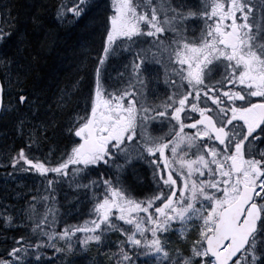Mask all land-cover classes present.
<instances>
[{"label": "snow or ice", "instance_id": "1", "mask_svg": "<svg viewBox=\"0 0 264 264\" xmlns=\"http://www.w3.org/2000/svg\"><path fill=\"white\" fill-rule=\"evenodd\" d=\"M92 7L89 0L0 3V119L27 140L0 161L43 185L18 182L24 191H11L19 206L0 199V229L11 241L0 264H45L46 257L70 264L93 247V264L102 256L107 264H264V27L253 23L252 0H204L195 9L186 0H110L99 20L101 46L83 49L94 55L49 96L41 66L59 30L79 25ZM128 53L125 72L107 83L109 59ZM157 54L170 89L160 102L148 97L149 59ZM164 123L159 135L147 131ZM58 133L71 147L54 158L49 146L41 156ZM140 162L152 190L137 196L127 177L131 170L145 180ZM65 184L83 191L90 207L85 219L56 231ZM10 228L27 234L10 237ZM113 233L120 238L109 239Z\"/></svg>", "mask_w": 264, "mask_h": 264}, {"label": "rangeland", "instance_id": "2", "mask_svg": "<svg viewBox=\"0 0 264 264\" xmlns=\"http://www.w3.org/2000/svg\"><path fill=\"white\" fill-rule=\"evenodd\" d=\"M91 1H92L90 2L92 3L91 5L98 7L94 9V17L96 19L95 25L97 26V24H99V20L101 19L103 15L101 11L104 6L103 3L108 0H91ZM7 2L8 0H0V3L5 4V6ZM15 2L17 4L23 5L25 0H15ZM49 2H51V0H49ZM252 3L256 6V9L260 12L261 6L264 5V0H252ZM259 15H262L261 12ZM91 17H92V14H91V9H90L88 16H86L84 20L80 22L79 25H76L75 27L69 26L67 28H64V32H63V28L61 29L64 34L75 32L73 39L69 43L64 44V39L62 38L63 41L61 42V49L64 48L66 50L65 56H63L64 59L61 57L62 62H64L63 63L64 66L69 65L70 64L69 62L71 61H73V63L76 61V64L74 66L77 69L78 62L83 59L84 55H87V52H83V49L91 48L90 42L88 40V37L90 38L89 36L90 23H88L87 27H85L86 22L89 21ZM48 18L49 20H51L52 16L48 14ZM258 24L264 27V23L259 22ZM61 34L59 36L60 38L62 37ZM66 35H69V34H66ZM72 47H74L75 49L74 50L75 53L73 57H76V59L73 57L67 58L69 56V52H70L69 50ZM99 47H100V37H96L95 38V49H98ZM50 55H52V53L49 52L48 56ZM88 55H92V53H88ZM113 60H115L114 63L110 62L112 63V68L116 67L119 64V60L117 57H114ZM62 62H61V65H62ZM89 63H90V60H89ZM56 66H58V64H56ZM79 74L80 73L78 72V75ZM111 77H114V74H111ZM47 88L50 90L49 96L51 95V92L58 91V88H51V87H47ZM60 140H61V135L59 133L54 138L49 139L46 145L42 147L40 155L43 156L44 153H47L49 151V146H51L52 148H54V158L58 157L61 154V152H63L65 149L61 147ZM26 144H27V140L13 131L12 121L10 119L9 120L0 119V157H3L5 153L10 149L14 150L13 146H15V148H19L21 146H26ZM33 154H36L35 149H33ZM136 168L139 172V176L145 177V180L141 181L137 179V177L131 173V170L129 171L128 181L133 183V186H135L137 190L138 189L142 190V192H138V191H135V192L143 194L144 192L151 191L152 187L149 186L152 183L150 169H147V166L144 165L143 162H140L138 165H136ZM5 172H12L11 166L9 165L5 166L3 162L0 161V199L7 196L8 202L10 204H16L17 206L20 205L18 202L21 199L16 197L11 191L13 188H15L16 192L24 191V189L19 186L18 182L23 183L25 186L29 188L33 186V189L36 188L38 184H40L38 175H34L33 173L12 172L11 175L5 176L4 175ZM40 187L42 188L43 185L40 184ZM29 193H28L29 196L35 195V193L33 194H29ZM72 196H78L79 197L78 201L75 203H70L69 197H72ZM57 199H58V204H57L58 210L62 213L61 215H57L55 218V225L56 227H58V230L63 229L65 224H76L78 221H82L83 219L86 218L90 204L87 202L86 197L83 194V191H81L80 193H77L71 190L67 186H62L61 190L59 191ZM2 206H3L2 203H0V207ZM38 210L40 212L44 210L43 204L39 205ZM10 229H13V228H10ZM176 235H177L176 233H171V235L167 237V239H169V241L172 243L173 246H175ZM115 237L116 235L112 237L110 235L109 239H112V240L119 239ZM60 261H63V260H60ZM45 264H49V263L45 260ZM51 264H57V261ZM70 264H72V262ZM73 264H77V263L73 262ZM79 264H89V263L80 262ZM140 264H145V262L141 260Z\"/></svg>", "mask_w": 264, "mask_h": 264}, {"label": "flooded vegetation", "instance_id": "3", "mask_svg": "<svg viewBox=\"0 0 264 264\" xmlns=\"http://www.w3.org/2000/svg\"><path fill=\"white\" fill-rule=\"evenodd\" d=\"M204 2V0H186V3L189 7L192 8H198L199 5H201ZM106 3H110V1H105L103 4L105 5ZM98 8L97 6H93L91 8V14L92 17H94V9ZM260 12L257 10L255 13V20L253 21L254 24H258L260 23H264V16L259 15ZM262 21V22H261ZM191 26V25H190ZM62 29V28H61ZM61 29L59 30L61 32ZM199 31V22H197V32ZM189 35H193V33L189 32ZM60 36V34H59ZM89 36L88 40L90 42V46L92 49H95V38L96 37H100L101 36V24H97V26L95 25V23H90L89 25ZM171 38V34L169 33L168 36H163L161 37L162 40H167ZM73 38H71L70 40H72ZM101 46V45H100ZM139 46V45H138ZM145 46H147V42H145ZM55 50V52H54ZM61 42H59V40L57 39V44L54 48H52V50L50 51L51 53H53L57 58L55 62H57L58 66L56 68H54V70H51V73H53V77L50 81H46L44 80V82L42 84H45L47 87H51V88H58L60 85H63L65 82L70 83L71 82V78H73L75 75H78V72L76 71L75 68V64L76 61L73 63V61L69 62V65L64 66V64L61 65L62 59L60 58V52H61ZM72 54L69 52V57H73L75 51L73 52V47H72ZM51 56H54V55ZM88 55V53H87ZM92 55H94V53H92ZM114 57H117L119 60V64L112 68V63H114L115 60H113ZM163 57H164V61H167V53H163ZM54 58V59H55ZM76 59V57H73ZM131 58V53H128L126 56L125 55H115L113 56L111 59H109L108 63H107V67L105 68L104 71V76L106 77V82L109 84H112V80L108 79L109 77H111V74H114V77L116 75V73H122L125 72V64L127 63V61ZM53 59V60H54ZM160 54H157L155 57H152L149 59V65H150V70L153 74L152 77V84L148 86V97L150 100H154L156 102H160L162 101L163 97L166 96L168 94V92L170 91V89L168 88V86L165 83V63L160 62ZM112 62V63H110ZM63 63V62H62ZM89 63V62H88ZM94 61L90 60L89 66L93 65ZM56 65V63H55ZM65 74V75H64ZM46 78V76H45ZM83 106V101H81V107ZM168 128V124L164 123V125L161 127L159 124H156V126H151L149 125L147 128V131L152 134V135H159L161 132L167 130ZM185 132H190V131H194V129H190V128H185L184 129ZM171 138V137H169ZM61 147L62 148H70L71 144L73 143V141L68 138V136L65 134L63 136H61ZM59 143V142H58ZM10 166V165H9ZM38 179L40 180L39 176ZM128 180V177H127ZM129 182V181H128ZM40 183V181H39ZM131 184L132 187H134L135 191L138 192H142L141 189L135 188V186H133V183L129 182ZM42 185V184H41ZM31 188H33V186H31ZM134 191V194L139 196L142 193H136ZM35 192H31L29 194H33ZM19 204L22 203V200H20L18 202Z\"/></svg>", "mask_w": 264, "mask_h": 264}, {"label": "trees", "instance_id": "4", "mask_svg": "<svg viewBox=\"0 0 264 264\" xmlns=\"http://www.w3.org/2000/svg\"><path fill=\"white\" fill-rule=\"evenodd\" d=\"M49 19V18H48ZM50 27H52L53 25H49ZM60 32V31H59ZM63 32H64V28H63ZM62 32V30H61V32H60V34H61V38L60 37H58V40H59V42H62L63 40H62V38L64 39V44L65 43H69L71 40V38H73L74 37V35H75V32H73V33H63ZM66 34H69V35H66ZM66 39V40H65ZM88 41V40H87ZM52 50V49H51ZM50 50V51H51ZM71 50H72V48L69 50L70 51V53L72 54V52H71ZM75 49H74V47H73V51H74ZM54 52H55V50H54ZM65 52H66V50L63 48L62 50H61V52H60V58L62 57L63 58V56H65ZM51 53V52H50ZM53 54V53H52ZM54 55V54H53ZM51 56V55H50ZM47 56V63L46 64H43L42 66H41V69H40V75H41V83H43L44 82V80H46V81H50L51 79H52V77H53V73H51V70L53 71L54 70V68H56L57 66L55 65V63L57 64V62H55L56 61V59L57 58H55L56 56L54 55V56ZM55 58V59H54ZM54 59V60H53ZM64 59V58H63ZM64 63V62H63ZM62 63V64H63ZM68 63V62H67ZM66 64V63H65ZM54 75H55V73H54ZM65 75V74H64ZM45 76H46V78H45ZM96 174V172L95 171H92L91 173H90V175H95ZM63 186H67L66 184L65 185H63ZM68 187V186H67ZM55 230L56 231H59L58 230V227H56L55 228ZM7 234L11 237L13 234H16V235H21V234H27L26 232H25V229H23V228H13V229H8V231H7ZM3 235H4V230H2V229H0V256H3L4 255V252L7 250V247H9V246H11V241H4L3 240ZM114 235H116V237L115 238H120V235L118 234V233H113L112 235H111V237L112 236H114ZM46 251H52V249H46ZM95 257H96V249L93 247V248H90V249H88V250H85V251H78L76 254H75V256L71 259V261H70V263L72 262V264H73V262H76L77 264H79L80 262L82 263V262H84V263H89V264H93V261L95 260ZM45 260L49 263V264H51V263H54V262H56L57 261V259L56 258H49V257H46L45 258ZM59 260H64V257L63 256H61V257H59ZM100 264H107V258L106 257H101V261H100Z\"/></svg>", "mask_w": 264, "mask_h": 264}]
</instances>
